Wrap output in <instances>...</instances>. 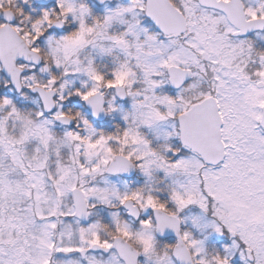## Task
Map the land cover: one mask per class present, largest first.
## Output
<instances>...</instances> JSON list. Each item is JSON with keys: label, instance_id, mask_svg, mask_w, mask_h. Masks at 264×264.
Wrapping results in <instances>:
<instances>
[{"label": "snow or ice", "instance_id": "snow-or-ice-1", "mask_svg": "<svg viewBox=\"0 0 264 264\" xmlns=\"http://www.w3.org/2000/svg\"><path fill=\"white\" fill-rule=\"evenodd\" d=\"M0 264H264V0H0Z\"/></svg>", "mask_w": 264, "mask_h": 264}]
</instances>
